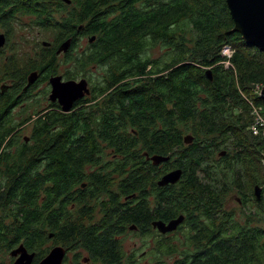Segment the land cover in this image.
<instances>
[{"label": "trees", "instance_id": "obj_1", "mask_svg": "<svg viewBox=\"0 0 264 264\" xmlns=\"http://www.w3.org/2000/svg\"><path fill=\"white\" fill-rule=\"evenodd\" d=\"M69 1L53 0L62 16L50 11L43 24L54 45L71 40L66 60L83 68L66 81L89 66L103 76L89 78L90 97L73 112L28 115L32 134L21 140L11 117L17 95L34 72L44 84L60 76L59 56L45 49L41 64L20 63L16 53L3 61L0 256L24 245L37 264L55 246L79 247L81 262L119 264L131 226L157 237L154 254L164 256L168 234L152 223L183 215L176 231L185 242L173 264H264V196L254 197L261 225L241 224L224 207L232 186L264 192V136L250 128L254 107L264 116V52L235 31L227 0ZM9 24L4 18L7 35ZM79 34L90 45L74 56ZM154 156L169 160L155 164ZM179 169L180 181L159 187Z\"/></svg>", "mask_w": 264, "mask_h": 264}, {"label": "rangeland", "instance_id": "obj_2", "mask_svg": "<svg viewBox=\"0 0 264 264\" xmlns=\"http://www.w3.org/2000/svg\"><path fill=\"white\" fill-rule=\"evenodd\" d=\"M11 27H13V32L11 34L10 31V34L8 35V42L5 47L1 49L3 51L0 52V78H3L1 69L3 61L7 57H12L16 53V57L20 58V63L23 62L25 64L30 61V65H32L33 63L41 64L44 61V53L46 52L42 44L45 42L54 44L57 40V35L54 36L51 31L46 29H40L41 27L32 24L31 17L29 16H21V19H18L11 23L10 29ZM0 33H6V30L3 26L0 27ZM26 40L28 44L25 45L24 41ZM86 45H90L88 38H85L84 40L80 41V45L77 49L78 52L77 50H75L73 52V55H81L82 50ZM153 55L157 57L160 55V53L159 51H153ZM226 66L227 67L225 68L228 69L229 64L227 63ZM54 67L57 70V74L63 76L64 80H66V77H68V73L74 74V72H76L77 70L83 69L78 65V63L76 64L74 62H67L65 56H60L59 58H57ZM102 76L103 69L101 67L89 66L85 69L84 74H82V72L78 73L77 75L73 76V79L80 81L82 78H85L87 81H89V78H91V81L98 82L101 81ZM2 85H9V80H4L0 86ZM255 87L259 88L260 86L256 85ZM44 88L45 85L41 84L39 87L32 89L27 97L21 98V104H19L18 107H16L11 113V117L14 121L13 124L21 125V128L18 132V136L21 140H24V138H29L32 134V123H30L31 121L28 122L27 116L29 115L31 117V114H33L37 109L41 108L37 105L33 106L34 96L40 99L41 105L43 107H47V101L44 98V93L46 92ZM88 97L90 96L87 95L84 99H87ZM108 157L111 158L109 155ZM259 186L262 187L261 185ZM240 189L241 188H238L236 186L231 187L229 193L225 197L224 207L227 208L228 211L236 213V217L237 219H240L239 221L241 224H244L246 221L249 220L252 222L251 225L253 226L261 225L259 219L260 217L258 214V205L254 201L255 188L245 186L244 189ZM260 196H264V192H262V189ZM239 198L245 199V201H247L246 205H244ZM1 212L2 210H0V213ZM249 215L250 217H248ZM11 220L12 219L8 221ZM92 221H96V219H93ZM178 231L169 233L163 238V247L161 248V251H164L165 247L166 249H168V253L162 256L161 259L159 255L151 257V255L149 254L152 249L155 250V242L158 239L152 233L147 234L148 236H144L140 234L137 230L126 232V234L123 236V247L125 251L129 252L134 250L137 252L138 255L144 251L148 252V256L141 261L142 263H145L146 260H148L150 264H159L158 262L161 260L162 264H173L175 261L174 259L178 257L181 258V254L178 251H181V245H183V243L185 242L183 232ZM51 245L55 246L53 241H51ZM67 250V258L65 264H81V257L83 258L87 256V252L85 250H80L79 247L75 250ZM2 254L4 255L0 256V264H12L14 262V258L11 256L10 253L6 252ZM77 254H80L81 257L75 259V256ZM121 255V259H123L124 254ZM93 262L95 264H99L97 260H93Z\"/></svg>", "mask_w": 264, "mask_h": 264}, {"label": "water", "instance_id": "obj_3", "mask_svg": "<svg viewBox=\"0 0 264 264\" xmlns=\"http://www.w3.org/2000/svg\"><path fill=\"white\" fill-rule=\"evenodd\" d=\"M68 4L71 2L66 1ZM227 5L231 16L235 23V31L242 34L246 43L257 47L264 52V0H227ZM94 38L90 39L92 43ZM47 45V43H43ZM6 45V35L0 34V50ZM71 45V40L63 43L58 50V54L66 53ZM39 78V73L34 72L29 76L27 88L33 86ZM50 85L52 91L50 100L52 102L58 101L63 111L69 112L74 104L83 100L85 96L90 95L89 84L86 79L77 80H63L62 76H52L50 78ZM260 97L264 100V87L262 88ZM155 164H160L168 161L167 158L161 156H154L151 158ZM182 177V170L173 171L164 176L158 185L165 187L169 184H176ZM255 195L260 199L261 188L255 187ZM184 216H179L177 219L165 223L161 220L152 223L153 228L157 229L161 234L166 235L178 229L184 221ZM130 230H136L135 226H131ZM53 238V234L50 235ZM11 256L15 258L12 264H33L35 261V253H30L24 245L13 249ZM67 255V249L62 246H55L51 249L49 254L42 259L38 264H64V259ZM87 259H84V262Z\"/></svg>", "mask_w": 264, "mask_h": 264}, {"label": "flooded vegetation", "instance_id": "obj_4", "mask_svg": "<svg viewBox=\"0 0 264 264\" xmlns=\"http://www.w3.org/2000/svg\"><path fill=\"white\" fill-rule=\"evenodd\" d=\"M52 1L53 0H0V27L3 26L4 18H9V23H10L9 25H11L12 22H14V21H16L18 19H21V16H29V17H31L32 24H34L35 26L41 27L40 29H44L43 24L47 23V22H50V20H49L50 16H48L50 11L54 12V17L55 18H58L59 14L62 16L63 7H61L57 3L53 4ZM55 1H60V0H55ZM61 1L66 3L65 5H69L66 1H64V0H61ZM80 29H82V28H80ZM81 31L82 30H80L79 32H81ZM0 34H3V33H0ZM5 35L8 38V35L6 33H5ZM83 37L84 36L82 34L78 35L77 38H78L79 42L85 39ZM24 44L25 45L28 44L27 40L24 41ZM42 45H43V47L46 50L52 51V54L57 55L59 57L60 56H65V54H66L64 52L58 54V49L61 46L60 43L59 44L57 43L55 45L51 44V43H47V45H44V44H42ZM42 77H43V74L40 71L39 72V78H38L37 82L29 90H27V92H24V90H23V92L18 94L17 95L18 100L21 99L22 97H24V94L25 95H29V93H30V91L32 89H34L36 87H39L41 84H44V82H42L43 81ZM50 78H49L48 82L44 84L45 85L44 90L45 91L49 90V93H48V101H49V103H46L47 107H43L42 106L40 109L36 110V111H39V112H42V113L44 112V113H47V114H51V113H54V112H59L60 109H62V107H61V105L59 104L58 101L52 102L50 100V98H49L50 94H51V91H52V87L50 85ZM1 87H2V90H5L4 86H1ZM79 107H83V106H77L75 108H79ZM71 112H73V111H71ZM34 113L31 114V115H34ZM65 113L68 114V112H65ZM35 119H36V116L34 117L33 120H35ZM30 123H33V121H31ZM132 197H134V195ZM133 231H135V230H133ZM154 252H155L154 249H152L150 251L149 254L151 255V257L152 256H158V255H159V257L162 256V254H159V253L154 254ZM147 256H148V252H146V251L142 252L139 255L134 250L133 251H129V252L125 251V258H123L122 262L119 263V264H150L148 260H146L145 263L141 262ZM86 259L87 260L85 262H81V264H95L93 262V259H91L89 257H87ZM13 260L15 261V258ZM97 261L99 262V264H101L99 260H97ZM33 264H35V263H33ZM160 264H162V262Z\"/></svg>", "mask_w": 264, "mask_h": 264}, {"label": "built area", "instance_id": "obj_5", "mask_svg": "<svg viewBox=\"0 0 264 264\" xmlns=\"http://www.w3.org/2000/svg\"><path fill=\"white\" fill-rule=\"evenodd\" d=\"M253 117H254V125L251 126V129L254 132V135H259V134H263L264 136V117L260 114L259 109L258 108H253V113H252Z\"/></svg>", "mask_w": 264, "mask_h": 264}, {"label": "bare ground", "instance_id": "obj_6", "mask_svg": "<svg viewBox=\"0 0 264 264\" xmlns=\"http://www.w3.org/2000/svg\"><path fill=\"white\" fill-rule=\"evenodd\" d=\"M80 29V28H79ZM6 43H7V37H6ZM32 87V86H31ZM31 87H29V88H31ZM29 88H27V86H26V88H25V90L27 91ZM261 91H262V89H261ZM260 94H261V92H260ZM259 112H260V110H259ZM262 115V114H261ZM263 116V115H262ZM264 117V116H263ZM260 135V134H259ZM164 158H167L168 160H169V157H164ZM161 187V186H160ZM183 216V215H182ZM185 218V217H184ZM183 223V222H182Z\"/></svg>", "mask_w": 264, "mask_h": 264}]
</instances>
